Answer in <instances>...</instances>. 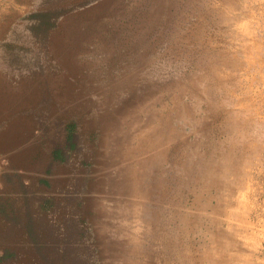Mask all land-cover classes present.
<instances>
[{
  "label": "rangeland",
  "instance_id": "rangeland-1",
  "mask_svg": "<svg viewBox=\"0 0 264 264\" xmlns=\"http://www.w3.org/2000/svg\"><path fill=\"white\" fill-rule=\"evenodd\" d=\"M4 138L49 264H264V0H0Z\"/></svg>",
  "mask_w": 264,
  "mask_h": 264
},
{
  "label": "crops",
  "instance_id": "crops-1",
  "mask_svg": "<svg viewBox=\"0 0 264 264\" xmlns=\"http://www.w3.org/2000/svg\"><path fill=\"white\" fill-rule=\"evenodd\" d=\"M8 165H11L8 139L4 138L0 139V264H49L51 257L47 263L45 244L36 237L39 230L38 207L28 205L30 194L8 192V174H12L25 188L29 178H22V170H10ZM35 180L43 183L38 176Z\"/></svg>",
  "mask_w": 264,
  "mask_h": 264
}]
</instances>
